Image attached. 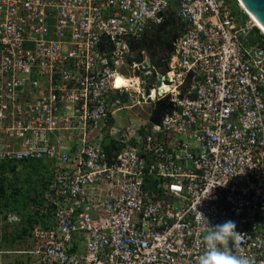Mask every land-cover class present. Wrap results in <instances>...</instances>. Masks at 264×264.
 <instances>
[{
	"label": "built area",
	"instance_id": "built-area-1",
	"mask_svg": "<svg viewBox=\"0 0 264 264\" xmlns=\"http://www.w3.org/2000/svg\"><path fill=\"white\" fill-rule=\"evenodd\" d=\"M235 1L0 0V131L16 146L0 164H51L52 224L19 264H197L200 214L234 222L230 251L264 264V35ZM170 3L180 35L158 71L142 42ZM124 71L137 83L118 89ZM158 101L156 125H116Z\"/></svg>",
	"mask_w": 264,
	"mask_h": 264
},
{
	"label": "crops",
	"instance_id": "crops-1",
	"mask_svg": "<svg viewBox=\"0 0 264 264\" xmlns=\"http://www.w3.org/2000/svg\"><path fill=\"white\" fill-rule=\"evenodd\" d=\"M175 13H176V7L174 6L173 3H170L166 11L163 13L165 22L161 25V27H159V29L156 30L155 33H153V35H150L149 37H147L142 43L144 49L146 51L148 50V52H146L147 61H149V64L151 65V67L156 68L158 71L162 70L165 60H167L172 53V50H171L170 52L167 53V55H165L162 52V50L164 49L165 44L168 46H170L171 44L170 37L168 36L167 30L169 27L174 25L176 22ZM21 98H24V95H21ZM154 105L151 108L149 105L147 106V108L150 109L149 116L145 120L146 123L139 124L138 125L139 127L144 126V125H149L148 123H150L151 113L153 111ZM162 105H163L164 110L166 109V107H168L166 106L165 101L162 102ZM120 112H118L117 115ZM117 115L115 119L117 118ZM52 141L55 144L57 143L60 144L61 146L60 149L63 153L64 152L74 153L78 149L79 138L76 137L73 133H61L58 135H54L52 137ZM6 146H14V145H13V142L10 139H7L4 133L0 131V148H4ZM14 148H16V146H14ZM37 165H39L37 167L38 170H35L33 167H26V166H23V164L22 165L20 164L16 167L13 174L7 173L6 175L8 174L12 175L13 180L18 183L19 179L22 180V178H24V175L23 176L21 175L25 173V178H30L31 181L36 182L37 180L35 178L36 175H40L38 177L39 179H44L46 175L51 172V168H48L44 163H40ZM34 170L35 172H33ZM45 170L47 171L44 172ZM26 173H28L29 175H27ZM32 191L33 190H30L28 192H32ZM28 209H29V206H28ZM26 210L23 209L15 213L12 212V215L14 213L13 216L15 217V222L9 224V226H12V231L7 232L10 235L7 238L5 236L6 239L4 238L0 243V264H19V263L26 262L31 259L29 256H26V254L24 253L33 251L36 243L32 238V231H31V236H28L27 234L25 236L23 235L22 230L23 229L24 231L25 229L29 230V228H27L26 225L21 220V213L26 214V215L27 214L33 215V212H24ZM51 224H52V219L49 222V226Z\"/></svg>",
	"mask_w": 264,
	"mask_h": 264
},
{
	"label": "trees",
	"instance_id": "trees-1",
	"mask_svg": "<svg viewBox=\"0 0 264 264\" xmlns=\"http://www.w3.org/2000/svg\"><path fill=\"white\" fill-rule=\"evenodd\" d=\"M225 3L229 4L230 2H234V0H224ZM123 101L126 102L127 98L126 96L123 98ZM139 134L142 135V130L139 131ZM105 150L109 152V148L105 147ZM42 162L40 161H33L27 164H23V166L26 167H33L35 170H38L37 164H40ZM21 164V165H22ZM18 164H0V219L2 221L6 220L5 216H2L5 213L8 212H17L21 210H26L24 212H33V215H26L21 213V220L26 225L28 229L22 230L23 235L26 234L28 236H31L32 229L36 226H42L47 227L49 226V222L51 220L52 212L50 209H47L46 212H43V209L41 208L43 203V195L45 193V189L48 185L49 178L42 179L43 181H39V178L35 181H31L33 186L32 188H28L27 191L33 190L32 192H27V194L22 193L20 189L14 186V183L12 184L9 182L7 186L5 183V174L11 173L13 174ZM41 166V165H40ZM35 170L33 172H35ZM28 181V183H31ZM36 184V185H35ZM10 189V192L7 190ZM36 197V198H35ZM33 199V200H32ZM22 206H21V204ZM23 207V208H22ZM27 230V231H26ZM5 238V237H4ZM20 238V237H18Z\"/></svg>",
	"mask_w": 264,
	"mask_h": 264
},
{
	"label": "clouds",
	"instance_id": "clouds-1",
	"mask_svg": "<svg viewBox=\"0 0 264 264\" xmlns=\"http://www.w3.org/2000/svg\"><path fill=\"white\" fill-rule=\"evenodd\" d=\"M113 80L114 86L118 89L127 88L135 83L120 73H113ZM200 217L203 221H206L203 228V231L206 233L203 236L205 251L198 257L197 264H251L249 258L234 255L230 251V242L235 247L241 237L236 231L234 222L226 221L223 224L210 227L209 222L202 214H200Z\"/></svg>",
	"mask_w": 264,
	"mask_h": 264
},
{
	"label": "rangeland",
	"instance_id": "rangeland-1",
	"mask_svg": "<svg viewBox=\"0 0 264 264\" xmlns=\"http://www.w3.org/2000/svg\"><path fill=\"white\" fill-rule=\"evenodd\" d=\"M235 3L230 2L229 5H231L232 9L235 11H238V4L236 3V1L234 0ZM149 64V62H148ZM151 72V71H150ZM123 76L128 77L131 76L130 72L127 73L124 71V73H121ZM132 93V97H136L135 94L133 92ZM128 105H131L130 103H128ZM150 113V109L147 108V106H136L131 108L130 110L127 109L126 111H121L116 118V125L117 126H124L127 127L130 130H135L137 129L139 126V124L141 123H146L145 120L147 119V117L149 116ZM48 168H50V163H45L43 162ZM47 170H45L44 172H46ZM27 175H29L28 173H26ZM24 175V178L19 179V182H15L13 180V176L12 175H6L5 174V185L7 186V184L9 182H11L12 184L14 183V186L17 187L18 189H20V191L22 193L27 194V190L28 188H32L34 187L31 179L30 178H25V173L22 174L21 176ZM40 175H36L35 178L38 179ZM44 176V175H43ZM41 176V177H43ZM47 176V175H46ZM28 181H30L31 183L29 184ZM36 185V184H35ZM8 192H10V189L7 190ZM12 213V212H11ZM12 225V224H11ZM9 231H12V226H9V224H7V222L4 220L2 221V226L0 225V235L6 236V238L10 235ZM5 238V239H6ZM32 245V244H31Z\"/></svg>",
	"mask_w": 264,
	"mask_h": 264
},
{
	"label": "water",
	"instance_id": "water-1",
	"mask_svg": "<svg viewBox=\"0 0 264 264\" xmlns=\"http://www.w3.org/2000/svg\"><path fill=\"white\" fill-rule=\"evenodd\" d=\"M243 5V7L250 13V15L256 20L258 25L264 30V0H237ZM143 43V42H142ZM163 101L155 103L153 111L151 113L150 124L156 125L157 120L164 112ZM169 107V106H168ZM168 107H166L168 109Z\"/></svg>",
	"mask_w": 264,
	"mask_h": 264
},
{
	"label": "flooded vegetation",
	"instance_id": "flooded-vegetation-1",
	"mask_svg": "<svg viewBox=\"0 0 264 264\" xmlns=\"http://www.w3.org/2000/svg\"><path fill=\"white\" fill-rule=\"evenodd\" d=\"M159 27H161V26H159ZM159 27L157 29H159ZM156 30L154 31V33L156 32ZM167 33H168V36L170 37V43H172V44H170V46L165 44L164 49L162 50V52L165 55H167V53L170 52L173 49L172 48L173 44L175 43V41L177 40V38L180 35V28L178 26L177 21L175 22L174 25H172L171 27L168 28ZM151 35H153V33ZM146 52H148V50Z\"/></svg>",
	"mask_w": 264,
	"mask_h": 264
},
{
	"label": "bare ground",
	"instance_id": "bare-ground-1",
	"mask_svg": "<svg viewBox=\"0 0 264 264\" xmlns=\"http://www.w3.org/2000/svg\"><path fill=\"white\" fill-rule=\"evenodd\" d=\"M239 4H240V6L246 11V13L248 14V16L251 18V20L253 21V23L255 24V27L264 35V30L258 25V23L256 22V20L250 15V13L243 7V5L240 3V1H239ZM129 80H131V81H134L135 83L134 84H132L133 86L137 83V80L136 79H129ZM132 85H130L129 87H127V88H131L132 87ZM165 88H163L164 90H166L167 91V87L166 86H164Z\"/></svg>",
	"mask_w": 264,
	"mask_h": 264
}]
</instances>
